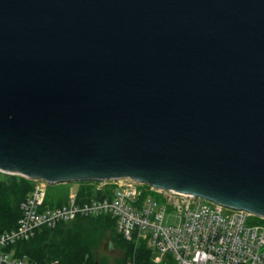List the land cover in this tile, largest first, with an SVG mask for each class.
Segmentation results:
<instances>
[{"label":"water","instance_id":"1","mask_svg":"<svg viewBox=\"0 0 264 264\" xmlns=\"http://www.w3.org/2000/svg\"><path fill=\"white\" fill-rule=\"evenodd\" d=\"M0 172L264 219V0H0Z\"/></svg>","mask_w":264,"mask_h":264},{"label":"built area","instance_id":"2","mask_svg":"<svg viewBox=\"0 0 264 264\" xmlns=\"http://www.w3.org/2000/svg\"><path fill=\"white\" fill-rule=\"evenodd\" d=\"M35 181L19 205L16 228L0 233V264H34L10 247L44 227L98 217L112 219L125 241L144 242L156 253L155 264H264V219L253 223L257 217L245 211L129 179L92 181L94 188L72 191L60 205L50 206L45 204L48 184ZM165 215L175 222L163 223Z\"/></svg>","mask_w":264,"mask_h":264},{"label":"trees","instance_id":"3","mask_svg":"<svg viewBox=\"0 0 264 264\" xmlns=\"http://www.w3.org/2000/svg\"><path fill=\"white\" fill-rule=\"evenodd\" d=\"M16 177L0 181V233L16 228L21 213L19 205L33 188L29 179ZM45 204L54 206L61 202L50 204L45 199ZM109 231L113 232L112 236L103 242L101 239ZM102 242L109 249L119 248L122 253L114 264H154L152 252L145 243L125 241L115 232L114 221L109 217L80 218L60 222L53 228L44 227L29 240L10 248L34 264H111L107 256L99 253Z\"/></svg>","mask_w":264,"mask_h":264},{"label":"rangeland","instance_id":"4","mask_svg":"<svg viewBox=\"0 0 264 264\" xmlns=\"http://www.w3.org/2000/svg\"><path fill=\"white\" fill-rule=\"evenodd\" d=\"M11 176H17L16 178H19V175H11V174H5L3 172H0V181H6L9 180ZM33 185H35L37 182L35 180H30ZM40 183V182H38ZM111 186H116L118 184L116 183H110ZM97 185V183H92V181L88 182H81V183H66V184H56V185H45L46 186V201L50 204L55 203L57 201H63L70 192L76 191V190H84L88 187L94 188ZM110 186V185H109ZM148 190V189H147ZM155 194V193H154ZM153 194V195H154ZM167 220V222L165 221ZM261 220L259 218H255L253 223H259ZM175 222L174 216H168L165 215L164 222L163 223H169L172 224ZM111 231V230H110ZM107 232L108 235L106 238H102L101 240L106 242L110 239V235L112 236L113 232ZM103 242L99 246V253L107 256L109 260H111V264H114V260L116 258L121 257V252L119 248L116 247V249H109L107 243L103 244ZM156 253H152V259H154ZM155 264V263H154Z\"/></svg>","mask_w":264,"mask_h":264}]
</instances>
